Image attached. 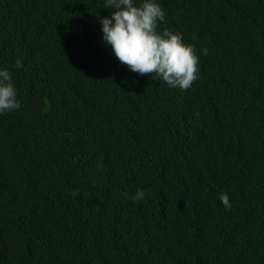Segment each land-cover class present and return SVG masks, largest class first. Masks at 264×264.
<instances>
[{
  "label": "trees",
  "instance_id": "1",
  "mask_svg": "<svg viewBox=\"0 0 264 264\" xmlns=\"http://www.w3.org/2000/svg\"><path fill=\"white\" fill-rule=\"evenodd\" d=\"M158 2L208 50L188 89L115 57L105 0H0V264H264V0Z\"/></svg>",
  "mask_w": 264,
  "mask_h": 264
},
{
  "label": "clouds",
  "instance_id": "2",
  "mask_svg": "<svg viewBox=\"0 0 264 264\" xmlns=\"http://www.w3.org/2000/svg\"><path fill=\"white\" fill-rule=\"evenodd\" d=\"M110 15L98 16L101 39L110 45L115 57L139 74L151 73L170 88L188 89L198 79L201 48L197 55L192 44L185 43L179 32L157 31L164 20V10L158 0H105ZM21 107L17 89L7 68L0 67V114ZM150 190L138 188L133 199L143 200ZM225 209L232 204L226 192L219 194Z\"/></svg>",
  "mask_w": 264,
  "mask_h": 264
}]
</instances>
